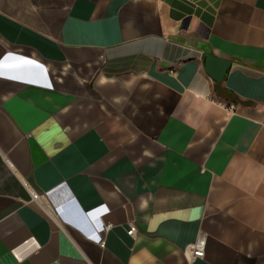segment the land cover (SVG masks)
Masks as SVG:
<instances>
[{"label": "crops", "instance_id": "1", "mask_svg": "<svg viewBox=\"0 0 264 264\" xmlns=\"http://www.w3.org/2000/svg\"><path fill=\"white\" fill-rule=\"evenodd\" d=\"M0 264H264V0H0Z\"/></svg>", "mask_w": 264, "mask_h": 264}, {"label": "built area", "instance_id": "2", "mask_svg": "<svg viewBox=\"0 0 264 264\" xmlns=\"http://www.w3.org/2000/svg\"><path fill=\"white\" fill-rule=\"evenodd\" d=\"M32 198L37 200V196L32 195ZM134 233V227L130 226L129 231L127 232V234L129 236H132ZM203 249H204V239L201 237L197 240V242H195V244H193L192 246H190V248L188 249L190 256L193 258H202L203 256Z\"/></svg>", "mask_w": 264, "mask_h": 264}]
</instances>
